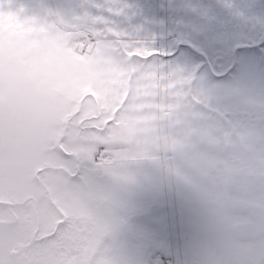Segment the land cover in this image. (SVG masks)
<instances>
[{"label": "rangeland", "instance_id": "rangeland-1", "mask_svg": "<svg viewBox=\"0 0 264 264\" xmlns=\"http://www.w3.org/2000/svg\"><path fill=\"white\" fill-rule=\"evenodd\" d=\"M17 1L19 0H12L14 7L10 10L6 8L2 12L3 18L0 21V24L7 23L10 25V23L14 21L15 3ZM27 1L31 3L34 9H38L41 4L44 5L45 10L47 9L46 11L49 15H45V12H43L40 19L43 23L50 27V31L47 33L24 31L19 33V36H16L14 43H11L10 46L11 49L18 55L23 56L35 54L36 57H38L40 63L47 69L48 78L53 80V82H50L48 79V89H51L52 91H47L46 100L37 102L29 108L27 114L21 115V123H9L6 125L5 120H1V124L5 130H12V137L15 138L16 141L28 146L31 150L36 145H45L49 139L54 138V152H57L58 143H61V145H64L67 150L72 151V155L83 159H92L93 153L98 145L105 144L109 147L124 146L125 149H121L117 159L114 160L109 167H107V171H109L108 173L111 176L116 177V175L124 174L123 171H118V169L123 168L126 153L133 152L141 154L145 152L144 150H140L141 147L146 148L149 145H153L151 141L155 140V136L150 130H135L148 127L152 130H160V133L163 134L165 126L167 127L169 123L167 110H169L173 106V103H175L174 93L177 98V96L182 94L181 92H184V87L187 90L189 89L188 86H191L195 97H199L203 103L201 101L198 102L212 109L208 115L214 114V116L223 119L225 112L233 111L235 109L236 105L232 102V90L230 85L214 83L206 86L205 81L209 74L204 70V67H202L200 55L196 54L194 56H189L184 51L180 53V56L177 59L169 54V59L176 64L168 65L163 70L157 71L150 77V80L144 82L142 86H136L135 77L131 86L133 90H131L129 86L131 83H128L126 87H122V79L119 74L121 71H124L123 61L125 58L121 56V54H117L118 58L107 55L105 50H101V48L105 45L104 43H101L94 51L95 54H97L95 57H91L90 61H80L66 52V43L63 45L64 39L68 35L69 30L74 23L64 18L66 26L62 31L63 23H61V21L56 17V15L62 16L68 11L59 10L55 12L53 7L54 3L51 0ZM147 2H153V0H148ZM250 3L254 5L253 8L248 9L251 14L252 22L257 24L259 23L261 27H264L263 4L260 0H252ZM133 5V0H131L130 6ZM177 6L178 0H170L168 3L169 8H176ZM69 11L73 16H79L76 10ZM91 12L83 17L91 19L97 18V15H94ZM156 17L157 9L156 7H152L150 10V20L152 24L155 23ZM113 19L115 24L116 21L119 20L117 25L119 28H124L126 26L125 15L118 16ZM181 28H185V33L179 35L178 39L180 38L182 43L189 42L190 44H193L195 48L204 52L205 55L210 58L212 63H214L217 55H224L226 57V51L220 42H218L215 47V49L219 50L217 55L214 54L210 46L206 44L204 27L195 25L194 22L185 21L182 23ZM86 29L92 30L93 27L89 26L86 27ZM95 29L96 30H92L91 32L99 33V31H102V27ZM100 35L103 36L102 34ZM35 37H38L37 39L41 40L42 43H37L38 41ZM174 37H176V35ZM119 45L122 49L121 44ZM38 48L39 51L37 52L36 49ZM162 49H166L167 52H172L175 48L174 46L169 45L167 47L162 46ZM262 49L264 51V46ZM4 50L5 43L0 37V56ZM257 51L258 50L252 51V53H256V56L253 55V57H249L251 55H237L239 64H242V67L240 69L238 68L239 70L237 71L236 78L234 80L241 83L251 80L262 81V78H260L262 72L256 71L254 68L257 67L256 65H258L260 69L264 68V56L260 57ZM111 54L115 56L114 53ZM229 62V59H227L224 61L223 65L228 66ZM257 72H260L258 77ZM223 81L226 80H222L221 82ZM85 88H88L90 91L96 93V95L100 98V116L98 118H94V116H98L96 112L97 110L94 109L90 101L87 103L85 102V104H88L87 106L89 107L84 105L78 116L79 118L76 120L73 119L72 121L70 120L69 130H65L62 133V127L66 119L65 115L75 109V104H67V102L71 101L69 98L76 100ZM131 94L132 99L129 104L127 103L125 105L123 115L117 119L115 126L109 128L112 130V137L100 136L101 134L103 135L104 132L100 134L101 128L98 126V123L104 124V119L111 116L113 109L121 103V100L125 96L130 97ZM198 102L193 103V106L198 104ZM7 115L10 116L11 114ZM0 116H3L2 119L6 116L3 109H0ZM83 118L86 119L82 120ZM174 118L178 119L176 116H174ZM170 126H173V119L170 122ZM120 128L133 132L126 131L123 132L120 137H114L116 132L113 130ZM194 129V123H191L188 120L186 121V124L181 126L178 133L175 134V131H171L172 136L170 145L172 149H175L176 155L179 156L177 164L182 169L194 161V154H198L196 138L192 137ZM95 132L99 134V136L96 135ZM211 133L213 136L217 133L216 127H214V131H211ZM166 145L168 147V141H166ZM127 148H130L129 150L131 151H127ZM55 154L57 153H54V155ZM189 156H192L193 159L190 160ZM117 166H119L118 169H116ZM152 170L153 167L151 165H146V167L143 165V167L137 171L138 173H143L140 171H144L143 175H147V172H151ZM183 177V180L187 179L186 174H184ZM94 179L97 184L103 187L108 193L107 182L105 179H101L96 175L94 176ZM99 193L102 195L100 191ZM150 197L151 195L149 192L145 193L144 198L139 194V192H137L136 198L139 202L140 210L137 208L136 204L130 205L128 200L130 199V194L125 191H121L119 196H114V199L118 201V207L124 205L126 208H129L131 210L129 219L135 220L139 218L138 216L143 214L141 210L145 208ZM123 199L124 202L122 201ZM178 203L179 207L182 208L183 217H175V224L177 225V223L179 224L180 222L185 226V238L182 241V249H180V245L176 242L173 244L176 248L173 249L171 247V252H174L173 255L175 254L177 257L178 264V259L179 261L181 259H185L187 262L185 264H196V260L198 258L197 246L202 239V234L197 228V219L191 210L180 200ZM123 227L124 223L122 221L118 227V229H120L119 231H121ZM137 255H133L132 264H152V251L147 252L145 262L141 258L137 257Z\"/></svg>", "mask_w": 264, "mask_h": 264}, {"label": "snow or ice", "instance_id": "snow-or-ice-1", "mask_svg": "<svg viewBox=\"0 0 264 264\" xmlns=\"http://www.w3.org/2000/svg\"><path fill=\"white\" fill-rule=\"evenodd\" d=\"M13 7L12 0H0V12ZM93 7L131 57L137 87L176 64L155 36L114 23L125 14L114 0H93ZM94 173H100L94 159L66 149L41 158L0 131V264H116L107 241L120 223L118 201L99 193Z\"/></svg>", "mask_w": 264, "mask_h": 264}, {"label": "clouds", "instance_id": "clouds-1", "mask_svg": "<svg viewBox=\"0 0 264 264\" xmlns=\"http://www.w3.org/2000/svg\"><path fill=\"white\" fill-rule=\"evenodd\" d=\"M214 83L230 85L236 107L215 123L217 133L183 169L187 179L173 178L164 187L197 219L196 264H264V81L221 82L209 74L206 86ZM48 87L47 69L35 54L5 50L0 109L6 125L21 123V115L47 99ZM54 148L51 138L32 150L46 158Z\"/></svg>", "mask_w": 264, "mask_h": 264}, {"label": "trees", "instance_id": "trees-1", "mask_svg": "<svg viewBox=\"0 0 264 264\" xmlns=\"http://www.w3.org/2000/svg\"><path fill=\"white\" fill-rule=\"evenodd\" d=\"M205 1H209V0H205ZM213 1L215 4H218L219 6L224 5V4H228L229 6H232L233 4L238 2V0H223L222 3H221V0H213ZM235 10H237V9H234L233 11H230V12L234 14L236 19H231V15H229L230 13L221 14L217 18L213 19L215 22H217V26L219 27L220 30H222L224 35H230L231 33L229 32V30L238 31V32H240L239 34L241 35V33L246 28L245 17H242L239 19V13L234 12ZM209 12H210L209 9L206 10L207 14ZM247 19H248V17H247ZM208 22L210 23V19L208 20ZM210 26L213 27V24H210ZM238 40H240V39H238ZM129 164L130 165H128V167L126 169V176L128 178L137 176V164H134V163H129ZM129 184H130V181H129ZM134 186L137 188V181H135ZM126 188H128L129 190H132V181H131V185L127 186ZM123 223H124L123 232L122 233L118 232L117 234H115L114 240L115 241L117 240L121 244H123V242H126L125 239L131 240L129 242H131L132 246H134L133 251L135 252V255L140 254L139 252L141 249L139 247H137V219H135V220L134 219H126V220H123ZM125 246L128 248L132 247V246H129L127 244H125ZM127 259H130V257H127Z\"/></svg>", "mask_w": 264, "mask_h": 264}]
</instances>
